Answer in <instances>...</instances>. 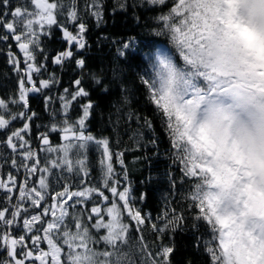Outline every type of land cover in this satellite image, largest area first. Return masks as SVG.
Returning a JSON list of instances; mask_svg holds the SVG:
<instances>
[{"label": "trees", "instance_id": "16d2710c", "mask_svg": "<svg viewBox=\"0 0 264 264\" xmlns=\"http://www.w3.org/2000/svg\"><path fill=\"white\" fill-rule=\"evenodd\" d=\"M35 1L0 0V264H52L50 241L62 264H229L207 197L233 204L244 178L230 149L192 143L157 50L193 100L241 94L260 111L256 31L226 0ZM205 160L214 175L190 173Z\"/></svg>", "mask_w": 264, "mask_h": 264}, {"label": "rangeland", "instance_id": "374dc122", "mask_svg": "<svg viewBox=\"0 0 264 264\" xmlns=\"http://www.w3.org/2000/svg\"><path fill=\"white\" fill-rule=\"evenodd\" d=\"M237 7L241 23L247 31L256 28L259 40L264 47V0H226ZM38 5L52 9L48 0H42ZM41 19L50 21V14ZM180 33L179 29H176ZM178 33V34H179ZM67 38L73 43L74 37L66 32ZM179 36V35H178ZM82 37V36H79ZM158 59L162 64L161 84L166 100L176 106L184 116H189L194 121L191 141L193 144H202L209 156H215L219 145L225 150L230 149L235 161L233 170L244 176L243 186L239 187L236 203L224 204L215 193L209 194L208 202L220 214V221L224 224L221 236L222 245L228 263L237 258L241 264H247V248L239 233H243L250 240L256 255V264H264V100L256 98L260 108L257 111L248 104L246 97L241 94L229 97L221 95L216 98L193 100L189 97L179 83L173 55L166 48L158 51ZM248 90V89H246ZM210 171L215 172V166L206 160L190 168L191 174ZM23 191H21L22 193ZM32 201L38 202L32 194L28 193ZM54 205L55 208H60ZM252 214L253 217L242 230L241 216ZM37 217H33V221ZM110 235L116 234L119 229V220L112 219L108 222ZM50 236L47 234V239ZM48 254L52 257V264H62L61 249L49 242ZM12 253H14V240H11ZM45 256V255H44Z\"/></svg>", "mask_w": 264, "mask_h": 264}, {"label": "water", "instance_id": "95a60500", "mask_svg": "<svg viewBox=\"0 0 264 264\" xmlns=\"http://www.w3.org/2000/svg\"><path fill=\"white\" fill-rule=\"evenodd\" d=\"M42 10H43V12H46V11H47V10H46L45 8H43V7H42Z\"/></svg>", "mask_w": 264, "mask_h": 264}]
</instances>
